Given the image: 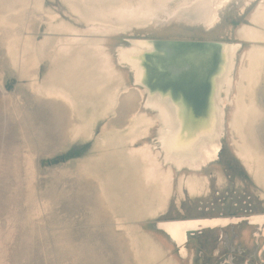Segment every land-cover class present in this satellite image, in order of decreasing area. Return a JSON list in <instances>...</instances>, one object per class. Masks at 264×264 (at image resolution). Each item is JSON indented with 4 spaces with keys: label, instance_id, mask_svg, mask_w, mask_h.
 Masks as SVG:
<instances>
[{
    "label": "bare ground",
    "instance_id": "6f19581e",
    "mask_svg": "<svg viewBox=\"0 0 264 264\" xmlns=\"http://www.w3.org/2000/svg\"><path fill=\"white\" fill-rule=\"evenodd\" d=\"M59 1L84 30L45 9V0H0V27L23 23L29 7L32 18L47 17L46 31L52 34L35 43L28 34L30 25H22L25 34L12 30L0 39L9 62L35 94L65 107L71 117L66 126L70 141L89 138L97 120L119 107L121 114L111 122L114 126L110 130L105 127L109 131L96 143L98 153L81 162V172L96 181L100 203L121 229L133 264H176L134 224L164 213L173 192L179 199L184 193L199 197L208 191L206 178L191 174L175 180V172L196 173L215 162L226 131L234 157L264 198V144L258 138L264 108L257 99V90L264 83V0L255 5L250 23L237 30L240 42L224 43L217 63L216 58L211 63L203 52H190L191 56L183 59L178 52L174 55L178 61L172 62L178 66L161 64L157 73L150 71V63L145 69L148 56L166 57L156 50L157 44L130 38L129 46L118 44L111 52L106 37L173 21L209 31L218 11L236 0ZM240 1L250 4L256 0ZM243 43L249 48L239 59ZM44 59L49 61V69L38 81ZM121 67L126 68V74L130 72L129 86ZM172 68L177 69L174 75L179 74V83L167 79V85L160 89L152 82L165 70L172 73ZM183 81V90L194 95V107L185 103L182 89L173 88ZM228 104L231 109L226 116ZM152 134L154 143L137 145ZM26 164L31 177V156ZM217 179L222 182V176ZM244 220L259 225L264 216L160 221L157 227L181 255L188 233Z\"/></svg>",
    "mask_w": 264,
    "mask_h": 264
},
{
    "label": "rangeland",
    "instance_id": "374dc122",
    "mask_svg": "<svg viewBox=\"0 0 264 264\" xmlns=\"http://www.w3.org/2000/svg\"><path fill=\"white\" fill-rule=\"evenodd\" d=\"M236 1L218 11L209 31L173 21L160 27L134 28L127 34L108 35L106 47L112 52L115 46L125 45V40L130 38L240 42L237 30L250 23L249 17L259 0L250 4ZM45 6L65 22L84 30L83 24L66 13L59 0H45ZM27 8L23 23L0 27V39L12 30L25 34L23 24L30 25L27 33L35 43L52 37L51 32L46 31L47 17L32 18L31 8ZM242 45L239 59L249 48L248 44ZM39 67L37 79L41 81L48 72L49 61L44 59ZM120 69L129 86V73L126 74L123 67ZM261 85L257 99L264 108V83ZM233 91L234 88L232 94ZM230 109L228 104L226 116ZM118 112L119 107H116L113 113L99 118L89 138L68 140L66 126L71 117L66 115L65 107L39 97L29 87L27 79L19 78L0 41V264H133L121 229L100 203L96 181L91 176L86 177L80 169L81 162L96 156V143L114 126L112 123L121 114ZM258 132L264 144V120ZM230 138L226 131L215 162L196 173L175 172V180L191 174L206 178L207 192L199 197L184 193L179 199L173 192L164 213L134 224L176 264L255 261L251 254L256 229L245 221L221 230L188 233L186 259L180 257L176 246L157 228L160 221L264 214L259 188L234 157ZM147 141L154 143V135L137 145ZM28 156L33 164L31 177L27 171ZM218 176H222V182L218 181ZM230 245L233 252L229 250Z\"/></svg>",
    "mask_w": 264,
    "mask_h": 264
},
{
    "label": "water",
    "instance_id": "95a60500",
    "mask_svg": "<svg viewBox=\"0 0 264 264\" xmlns=\"http://www.w3.org/2000/svg\"><path fill=\"white\" fill-rule=\"evenodd\" d=\"M129 41H130L129 39H126L125 45L129 46V44H130ZM148 41L152 42L154 44H157L159 46L158 47L159 50L158 49H156V50L164 52V56L166 54V57H152V56L147 57V61L145 62V69L147 68V65L150 63V66H151L150 71H154L155 73H157L158 71H161V69L159 67V65H161V64L164 65V67L166 65L167 66H174V65L178 66L177 62L172 63L174 61H178V60H176V58H178V56H176V57L174 56V55L178 54V52H180V54L182 55V59L186 58L188 56H191L190 54H188L190 52L191 53H195V52L197 53L198 52L199 54L204 53L208 56L211 63H213V64L215 63V58H216V63H217V56H218L217 54L219 51L222 50L221 48L223 47V45L225 43V42H218V41H193V40H168V39H164V40H162V39H157V40L148 39ZM172 70H173L172 73H169L168 71L165 70L164 74H162V75L159 74V75L155 76V78L156 77H158V78H156L155 81L152 80V82L155 83V85L158 86L160 89L162 87H164L165 85H167V84H165L166 83L165 80H167V79L170 81H176L179 83V81H180L179 74H178V76L174 75L176 73L177 69L172 68ZM129 74H130V72H129ZM201 80H204V76L201 78ZM149 83H151V82L149 81ZM178 83L175 84V87H173V86L172 87L178 91H180V89H182L183 100L185 101V103H190L194 107V104L192 103L193 100L195 99L193 97L194 95H190L189 93H187V91H184L182 88L184 86L183 84H185L186 81H183L182 83H180V85ZM152 91H153V88H152ZM193 114L195 115V112H193Z\"/></svg>",
    "mask_w": 264,
    "mask_h": 264
},
{
    "label": "flooded vegetation",
    "instance_id": "af4514ba",
    "mask_svg": "<svg viewBox=\"0 0 264 264\" xmlns=\"http://www.w3.org/2000/svg\"><path fill=\"white\" fill-rule=\"evenodd\" d=\"M261 200H264L263 198H261ZM251 216H264V214H255V215H251ZM229 217H239V216H229ZM217 218V217H215ZM220 218V217H219ZM242 223V222H240ZM240 223H237V224H230V225H226L224 227H221V228H215V229H224V228H227L229 226H236ZM247 225H250V226H254L255 227V232L253 233V237L255 238L254 241H255V247L253 249V252L251 254V256H253L254 260L252 263L250 262L251 260L248 259L247 263H243V264H264V221L259 224V225H251V224H248ZM209 230V229H207ZM214 230V229H212ZM204 231V230H203ZM259 239H261V242H259ZM229 247V250L231 252L234 251V248L232 245L228 246ZM189 255V251L188 249H186V246H184L183 248V251L180 255V257L182 259H186ZM233 255V254H232ZM229 264H233V260L230 261Z\"/></svg>",
    "mask_w": 264,
    "mask_h": 264
}]
</instances>
